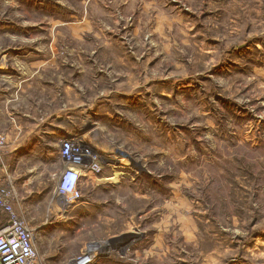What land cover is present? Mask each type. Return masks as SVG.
Returning a JSON list of instances; mask_svg holds the SVG:
<instances>
[{
  "label": "rangeland",
  "instance_id": "1",
  "mask_svg": "<svg viewBox=\"0 0 264 264\" xmlns=\"http://www.w3.org/2000/svg\"><path fill=\"white\" fill-rule=\"evenodd\" d=\"M262 32L264 0H0V132L38 139L10 175L18 201L45 188L41 219L15 205L43 264H264ZM77 135L117 177L83 172L62 212Z\"/></svg>",
  "mask_w": 264,
  "mask_h": 264
},
{
  "label": "built area",
  "instance_id": "2",
  "mask_svg": "<svg viewBox=\"0 0 264 264\" xmlns=\"http://www.w3.org/2000/svg\"><path fill=\"white\" fill-rule=\"evenodd\" d=\"M10 146L8 136L0 132V209L8 216L7 221L0 225V264H43V257L36 249L34 240L39 228L32 227L22 219L15 208L18 198L17 182L9 173L10 165L4 160ZM73 141L64 142L60 153L67 156L75 151ZM75 151V158L69 160L66 171H63L56 186L60 210L67 211L80 201L79 179L83 172L98 173L102 170V161L93 156L85 160V154Z\"/></svg>",
  "mask_w": 264,
  "mask_h": 264
},
{
  "label": "crops",
  "instance_id": "3",
  "mask_svg": "<svg viewBox=\"0 0 264 264\" xmlns=\"http://www.w3.org/2000/svg\"><path fill=\"white\" fill-rule=\"evenodd\" d=\"M263 33L264 32H262L261 35ZM261 35H259V36H261ZM253 42L254 41H249L248 39H246L244 41V44H233L232 48H229L228 50H223V52H226V51H228V53L236 52L238 50H242V49L248 47L249 45H252ZM253 45L256 46V47H258L259 49L264 47L263 41H261L260 39L258 41H256ZM249 47H251V46H249ZM222 54H221V57L218 59V62L216 64V66H218V67L223 63V60L225 61V59H223ZM235 62H236V60H234L231 65H235ZM208 70H211V69H208ZM37 140L38 139L37 138H34V137H32V138L24 137L21 140H19L18 136H16V138L10 140V142H11L10 149H9V152H8L7 156H5V162L10 165L9 173H11L12 167L15 166V165H17V164H15L16 156L17 155H21L23 153H24V155H27L28 152H30V150H33L34 149V145L37 142ZM58 145H59L58 149L61 148V146H62L61 142L58 143ZM49 158L52 159V157H49ZM18 163H19V160H18ZM104 167H105V164L103 166V171H105L104 170ZM2 172L3 171H2V168H1V165H0V174ZM144 172L147 173L149 171L148 170H145ZM24 174H26V173L24 172ZM86 175H88L90 179H92L94 176H98V174H93L91 172L90 173L87 172ZM100 176H98L100 180H96L97 183H102L103 180H105V181L106 180H109L111 177L116 176V174H112V175L103 174V175H100ZM13 177H14V180L17 182V178L18 177L23 178L24 176L18 175V177H17L16 175H14ZM36 177H39V175H37L36 173L30 175L29 177H26L22 181L23 182V185H25V184L27 185L29 183L31 184V182H29V181H33L34 179L36 180L37 179ZM118 179H119V177L116 180H113V181L117 183ZM41 189H45V188H40V186H39V189H37V190L31 189V191L29 193H28L29 190L28 189L27 190L25 189L26 190L25 191L26 194H24L23 191H22L21 192V197H20L19 201H18V198L19 197L16 199V201H18V202L15 201V205L18 206L22 211H25L31 218L41 219L43 217L42 214H39V212H38L39 210L38 209H36V215L32 213V209H35L36 207H38V206L34 207L35 203L37 202V204L39 203V205H40V202L42 201V199H39L40 198ZM31 193H37L38 194L37 197L35 198L36 200L33 199L32 196H30ZM85 203L86 204H89V202H86L85 201L84 202V205H85ZM79 205H81V201L78 202V203H76L73 206L74 209L77 208ZM44 207H46V206L44 205ZM53 213H55V210H54ZM65 220H67V219H65ZM59 222H61V219L58 218V216H54L52 218H48L46 221H42L41 222V223H43V225H42V231L48 229L49 227H52V226H55V225L59 224ZM70 224H71V221H70ZM68 227H69V225H68Z\"/></svg>",
  "mask_w": 264,
  "mask_h": 264
},
{
  "label": "bare ground",
  "instance_id": "4",
  "mask_svg": "<svg viewBox=\"0 0 264 264\" xmlns=\"http://www.w3.org/2000/svg\"><path fill=\"white\" fill-rule=\"evenodd\" d=\"M87 119V118H86ZM87 121V120H86ZM83 134V133H82ZM86 136V135H85ZM84 135H77V137H76V139H74V138H72V139H74L73 140V144L75 145V147L76 148H74L75 149V151H77V150H80L82 147L84 148V149H89V151L90 150H92V152H95L94 153V155L95 154H97L98 153V147L97 146H100V149L101 150H103V152L106 154V157L108 156V158H109V156H111L115 151H114V149L112 148V149H109V148H104L103 146H101L100 145V143H98V141L97 140H88L86 137H85ZM81 147V148H80ZM82 148V149H83ZM84 151V150H83ZM85 152V151H84ZM83 152V153H84ZM107 152L110 154H107ZM116 153V152H115ZM96 157V156H95ZM112 158H113V156H111ZM115 158V157H114ZM133 228V227H132ZM140 232V231H139ZM138 235V231L137 230H131L130 229V231L125 235V238L124 239H121V238H118V239H116V240H118V241H116V243L117 244H119V245H121V244H124V242L125 241H127V242H130L131 240H134L135 239V236H137ZM139 235H140V233H139ZM139 237H137V239H138ZM109 241V240H108ZM105 243H107V242H105ZM133 243V242H132ZM112 244V243H111ZM129 245V244H128ZM116 246V245H115ZM125 247V246H124ZM107 248V247H106ZM113 251H114V249H112ZM94 252V251H93ZM93 252H91L92 254H90V255H92V256H95V255H93ZM103 252H101V255H103L102 254ZM100 254V253H99ZM95 258V257H94ZM92 259H93V257H92ZM77 264V263H76Z\"/></svg>",
  "mask_w": 264,
  "mask_h": 264
},
{
  "label": "trees",
  "instance_id": "5",
  "mask_svg": "<svg viewBox=\"0 0 264 264\" xmlns=\"http://www.w3.org/2000/svg\"><path fill=\"white\" fill-rule=\"evenodd\" d=\"M7 219V214L0 209V225L7 221Z\"/></svg>",
  "mask_w": 264,
  "mask_h": 264
}]
</instances>
